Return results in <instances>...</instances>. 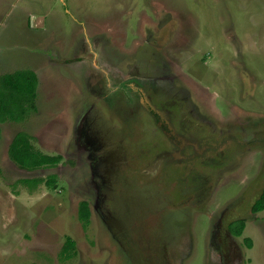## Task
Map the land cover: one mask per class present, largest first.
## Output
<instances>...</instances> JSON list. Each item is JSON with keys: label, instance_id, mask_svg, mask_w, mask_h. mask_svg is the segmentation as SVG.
Returning a JSON list of instances; mask_svg holds the SVG:
<instances>
[{"label": "rangeland", "instance_id": "rangeland-1", "mask_svg": "<svg viewBox=\"0 0 264 264\" xmlns=\"http://www.w3.org/2000/svg\"><path fill=\"white\" fill-rule=\"evenodd\" d=\"M253 3L0 0V74L33 71L39 81L38 113L24 123L0 124V264H264V212L252 213L264 190V11ZM232 41H241V73ZM124 80L148 86L155 102L205 100L224 134L241 136L225 176L208 168L211 190L182 196L178 178L168 187L161 176L141 188L143 175L132 173L140 184L133 194L124 192L123 149L131 131L120 112ZM176 117L182 118L179 111ZM214 127L204 133L214 134ZM20 132L33 137L35 151L64 161L20 168L9 157ZM141 151L126 159L131 166L151 163ZM52 175L55 190L23 183ZM105 178L119 187L107 190ZM170 191L175 198L169 202ZM139 192L157 197L143 199L149 207L144 203L141 211L130 210L136 200L130 196ZM104 194L109 218L96 211ZM84 202L88 224L79 216ZM229 212L225 226L246 222L234 240L222 229ZM69 238L76 246L65 260ZM227 243L235 254L222 251Z\"/></svg>", "mask_w": 264, "mask_h": 264}, {"label": "flooded vegetation", "instance_id": "flooded-vegetation-1", "mask_svg": "<svg viewBox=\"0 0 264 264\" xmlns=\"http://www.w3.org/2000/svg\"><path fill=\"white\" fill-rule=\"evenodd\" d=\"M254 1L257 3V6L253 3V7L257 8L259 11H264V0ZM232 43L235 51L233 52V57L236 71L241 73V71L243 72V70H246V66L242 61L244 60V55L242 54L243 49L241 41H232ZM125 81L126 80L123 81L124 83L122 87L123 101L119 102L120 112L121 117L124 119V122L131 131L128 134V145L123 149L124 165L126 171L128 172L124 178V192L130 195L133 191H135V185L139 183L138 179L131 175L132 173L143 175V179L140 181L141 188L148 186L143 184L149 178L157 177V179H159L161 176L163 177L164 182L168 183V187L171 186L172 182L170 181L172 179L178 178V184H181L178 194L183 193L182 196H186V193L193 196L195 190L198 192L196 195H199L200 193L202 194L205 188L206 190H211L210 185L212 182H210V171H208V168L215 169L216 172H219V179H221L222 176H225L224 172L228 167H230L228 165L230 163V159H232L233 156L235 157L237 154L235 148L233 147L236 144L235 141L239 145H243L241 136L239 138L238 135L234 134L225 135L221 124L217 122L211 113L212 106L205 100L197 99L198 101H196L195 104H191L187 100L185 102V100L173 97L170 100L178 103L155 102L145 91L144 87L148 86H143L142 83L140 84L143 87L133 83L128 84L125 83ZM142 82L144 83L146 81L144 80ZM149 87L151 86L149 85ZM112 104H114V108H116V102H112L111 106H109L110 108H112ZM199 107L207 109L209 115L203 110H198ZM125 110L127 111L124 112ZM122 111L123 113H126L125 117ZM176 111H179L182 117L179 120L176 117ZM183 120H185L186 123H184ZM212 126H215L214 134L213 132L211 133V131L210 133H204L207 128H211ZM200 127L202 130H200ZM256 127L259 129V126ZM213 141H217V143L215 144ZM130 148H132L133 151ZM139 151L141 152L138 155L145 158H153L148 166L143 165L141 167L138 164L131 166V163L126 160L132 152L138 153ZM250 152V150L247 151L248 154ZM202 174H205V176L203 177ZM166 183H164V185ZM156 184H158L157 187H159L162 183ZM191 184H198L199 188H196V186L194 189H190ZM104 185L105 188L110 187L107 190L113 188L117 189L119 187L114 186L112 181L106 178ZM132 185H134V187L130 188ZM164 188L166 189L167 187L165 186ZM159 189L164 190L163 187H159ZM139 194L140 192L134 196H130L136 198V200H133L134 208L130 206V210L139 209L138 211H141V209L147 208L145 206L148 205L149 207V204L147 203L151 201L154 196H156L154 194L150 196V199H147L140 198ZM170 194L172 197L170 196V199H168L169 202L175 198L172 191H170ZM196 198H198V196H196ZM109 199V195L107 194L106 196L104 194L102 201L97 203L96 211L99 212L103 218H109L113 215L112 211L109 209L111 207H107L109 206V203L107 204ZM143 199H147L148 202H144ZM247 200L251 199L248 198L244 200V202ZM198 202L201 201L199 200ZM255 204L256 203H254V205ZM253 207L252 213L254 215L264 212L261 211L254 213ZM156 211L157 210H150L149 212H151L152 215ZM155 214L158 213L156 212ZM232 214V212L226 213L222 229L225 237L234 240V237L236 236L232 233L230 227L232 224L244 220H236L225 226ZM133 215H135L134 217L137 216L136 213H133L132 216ZM230 246L231 245L228 243L225 246H221L223 249L222 251L226 252L227 255L231 253L235 254L227 251L231 250ZM164 248L166 249L165 246Z\"/></svg>", "mask_w": 264, "mask_h": 264}, {"label": "trees", "instance_id": "trees-1", "mask_svg": "<svg viewBox=\"0 0 264 264\" xmlns=\"http://www.w3.org/2000/svg\"><path fill=\"white\" fill-rule=\"evenodd\" d=\"M38 76L35 72L17 71L12 74H0V124L7 122L24 123L31 116L38 113L37 95H38ZM33 137L26 132H20L12 141L9 148V157L20 168L26 170H37L41 168H54L59 166L64 157L48 156L35 151L32 145ZM44 183L51 190L57 188L56 175L48 179L23 180V183L29 184ZM264 211V192L253 207V212ZM79 216L82 222L88 224L91 217L89 204L84 202L80 207ZM246 223L244 221L231 225V231L236 237H241L244 233ZM248 248H252V243L246 240ZM76 243L68 239L67 245L63 249V259H69L73 256V250Z\"/></svg>", "mask_w": 264, "mask_h": 264}]
</instances>
